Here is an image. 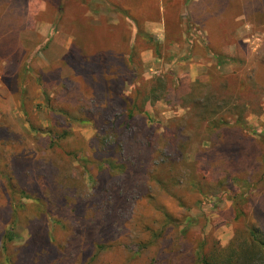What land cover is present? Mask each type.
I'll return each mask as SVG.
<instances>
[{"label":"rangeland","instance_id":"obj_1","mask_svg":"<svg viewBox=\"0 0 264 264\" xmlns=\"http://www.w3.org/2000/svg\"><path fill=\"white\" fill-rule=\"evenodd\" d=\"M155 1L140 18L142 0H123L145 33L124 36L121 19L132 25L104 0H0V264H193L201 243L224 255L252 222L264 233V0ZM82 16L116 33H82ZM96 44L115 51L91 56ZM103 142L114 167L102 171ZM231 176L254 188L240 214ZM159 209L178 229L141 253Z\"/></svg>","mask_w":264,"mask_h":264},{"label":"trees","instance_id":"obj_2","mask_svg":"<svg viewBox=\"0 0 264 264\" xmlns=\"http://www.w3.org/2000/svg\"><path fill=\"white\" fill-rule=\"evenodd\" d=\"M81 2L83 4H85L86 0H81ZM89 5L90 4H87V7H85V9L89 8ZM114 5L117 6V7H115V11L119 14L121 13L123 15V17H125V20L127 19L128 22L132 25V27H131L130 25H128L125 21H123L121 19V25L123 26L122 28H124L121 35L131 36V35H144L145 34L139 29L138 19L134 16V14L132 13V11L130 9H126V7H122V6L117 5V4H114ZM59 11H63V6L59 7ZM81 19L86 21V22H83L84 25L82 24L81 27H79L82 29V33H85V34L103 33V34H109V35L116 33L114 31V29H117V28L116 27L114 28L113 26H111V24H107V26H106V28H108L109 30H105V32L102 30L103 31L102 32V31H100L101 28L95 26L92 23V18L90 16H82ZM123 40H126L127 42L126 43L122 42V46H120L119 50L116 52V54L122 60H124V57L126 55H128L130 57V53L133 52V51H131V50H133V47L132 46L130 47V45L128 43V40H129L128 37L123 38ZM96 46H97L96 47L97 50L92 51L90 53L91 56L103 57V56H106L108 53H113L115 51L114 47L113 48L108 47V48L103 49V48H100L97 44H96ZM103 47H105V46H103ZM129 48H130V50H129ZM128 50L130 52L127 53ZM222 57H220V58L218 57L219 63H223L224 60L226 59L224 56H222ZM228 60L229 59L227 58L226 61H228ZM153 90H156V89L153 88ZM153 94H154V92H153ZM157 99L158 98L156 96H154L152 101L157 100ZM49 108H51V107H49ZM50 111L52 112L53 115L58 114L57 116H59V115L67 116L62 110H55V109L51 108ZM124 111L125 110H123V113H125ZM133 111H135V110H127L125 120L121 123V125L125 124V122H130L134 118L135 113ZM138 116H140V115H137V117ZM237 123L238 122L236 121L235 124L237 126L234 125L233 127H238V126L240 127L239 123L238 124ZM219 124L224 125L226 123L221 122ZM219 124L214 125L212 127L214 129L216 128L217 130H219V129H221V126H222ZM112 126H114V125H112ZM45 132H47V134H49L50 136L56 135L52 129L45 130ZM107 132H108V130L103 131V134L105 135L103 137V139L108 140V138H110V136L115 137V140H114V142H112V144L114 145L113 147H118L119 144H121V140L119 139V137H116L115 135H112L110 133L108 134ZM56 133H58V132H56ZM70 135H71L70 132H68L66 129H62L61 134L57 135V137H58V139H66V138L70 137ZM262 139H264V138H262ZM92 140L93 139H91L87 144H89V146L92 147V150H94L96 147V143H94V141H92ZM50 145H51V142H50ZM99 145H101V147H102V150H100V151L103 152V155H105L104 157H108V155H109L108 153H110V152H109V150L107 151L106 149L109 146V143L106 142L104 144V142H103V144L100 143ZM104 151H107V152H104ZM110 151L112 153L114 150L110 149ZM78 153L79 154L81 153V155L84 156L83 150L79 151ZM112 158L113 157L109 156L108 158H104L103 160H101L102 162L99 161L96 163H97L99 168H100V162H101V164L104 165L103 167H101L102 171L105 169H107V170L112 169L114 167L113 166L114 162H112ZM263 167H264V165H263ZM106 172H104V173H106ZM227 178L230 180L229 177H227ZM171 179H172L171 177H168L165 180L164 179H155L156 186L159 187L161 190H162V188L166 189L169 186V184L172 185ZM193 179L194 178H191V176H189L187 178V182L191 183V184L193 183L191 185L192 190L196 189L197 191H199L200 188L198 189L196 182H194ZM231 180L234 183H237L240 185V186H237L236 191H233V195L229 197V199H231V201L233 203V207H234L235 211L237 210V212L240 214L241 210L238 207L239 202H247L250 199V197L253 193V190H254V188H252L253 184H252V182H250V180L245 179V178H241L240 176H237V177L231 176ZM260 180L264 181V175L260 178ZM166 194H168L169 196H171L173 198L175 197V199H176V196H174L173 193L168 192ZM23 196L26 197V195H23ZM152 199L153 198L151 196H148L146 198V200H148V202L151 204L153 201ZM159 211L160 212L164 211V212H162L164 222H163V224H161L159 232L153 233L150 238H148L147 240H144L143 242L138 244V246H139L138 251L141 253L142 252H148V251L153 252V250L157 247V245L159 243L161 234H163L164 232H166L169 229H172V230L178 229L177 228L178 224L175 225L173 217L170 216L168 214V212L166 213L165 210H162V209H159ZM261 211L264 212V208ZM189 223H190V220H189ZM254 224L255 223L252 222L250 225H248L246 227L245 230L239 231L238 235L235 238V241H232L231 244L229 245V247L227 249H225L226 252L224 255H221L219 253V251H216V250H212L210 252V254L207 255L204 252V244L203 243L199 244L196 247L194 254L192 255L193 264H252L253 259L256 258L254 256V253L256 251H258V249H259L260 253L262 250L264 251V233L259 228L255 227ZM188 227L189 226L183 225L181 232L184 233L188 229ZM13 233H14V227L11 225L9 227V230H7L6 233L4 234V236L2 237L3 247H5L6 244L13 241V239H12ZM95 248H96V254L94 255V259H96L99 254H102L103 252H105L106 249L108 248V246L105 245L104 243H100V244L95 245ZM188 257H189V255L185 256V259ZM4 264H12V263L9 260V258L6 257Z\"/></svg>","mask_w":264,"mask_h":264},{"label":"crops","instance_id":"obj_3","mask_svg":"<svg viewBox=\"0 0 264 264\" xmlns=\"http://www.w3.org/2000/svg\"><path fill=\"white\" fill-rule=\"evenodd\" d=\"M104 1L106 2L108 12H110V13H112V14H119V13H117V12L115 11V8L112 9V8L108 7V6H109L108 4H110V3H112V4H117V5H122V7H126V9H129V8L125 5L126 3H124L123 0H104ZM146 2H147V0H142L143 9H142V12H141V14H140V16H139L140 18H144V17H145L143 11H144V9H145V4H146ZM154 3H156L155 0H154ZM116 17L118 18L119 15H117ZM133 32H134V31H133Z\"/></svg>","mask_w":264,"mask_h":264}]
</instances>
